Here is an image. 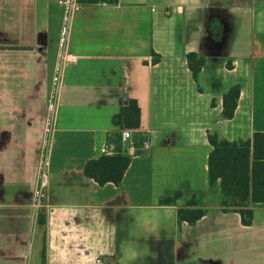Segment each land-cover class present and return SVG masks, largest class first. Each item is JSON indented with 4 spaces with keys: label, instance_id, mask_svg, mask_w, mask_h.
<instances>
[{
    "label": "crops",
    "instance_id": "crops-1",
    "mask_svg": "<svg viewBox=\"0 0 264 264\" xmlns=\"http://www.w3.org/2000/svg\"><path fill=\"white\" fill-rule=\"evenodd\" d=\"M79 2L68 44L77 60L65 69L37 206L62 9L0 0V264H264V202L251 205L250 223L224 211L208 168L210 132L240 141L264 131V0ZM189 51L206 59L197 78ZM128 97L141 107L138 128L122 124ZM128 128L141 139L134 150ZM108 143L132 160L119 184L101 185L84 164ZM177 190L175 203L160 202ZM192 198L207 209L193 224L178 217Z\"/></svg>",
    "mask_w": 264,
    "mask_h": 264
},
{
    "label": "trees",
    "instance_id": "trees-1",
    "mask_svg": "<svg viewBox=\"0 0 264 264\" xmlns=\"http://www.w3.org/2000/svg\"><path fill=\"white\" fill-rule=\"evenodd\" d=\"M188 64L197 78L205 64V57L195 51L187 53ZM231 66V65H230ZM240 84L231 85L223 94L222 116L231 118L235 114L240 96ZM122 124L125 127L138 128L141 125V107L136 98L122 99ZM212 150L209 154L208 168L211 183L219 181L222 191L224 211L235 210L241 214L244 223L253 219L252 204L264 202V131H256L252 138L234 141L224 138L216 132L209 133ZM141 139L137 145H140ZM135 152H139L136 150ZM132 160V153L121 149L111 154H100L86 160L85 173L99 184L112 181L119 184ZM181 196L177 190L163 197L161 203H175ZM207 209L198 206L192 198L187 206L178 209L180 221L191 224L198 221Z\"/></svg>",
    "mask_w": 264,
    "mask_h": 264
},
{
    "label": "built area",
    "instance_id": "built-area-1",
    "mask_svg": "<svg viewBox=\"0 0 264 264\" xmlns=\"http://www.w3.org/2000/svg\"><path fill=\"white\" fill-rule=\"evenodd\" d=\"M62 9V21L58 37V49L53 65L51 76V84L47 102V113L42 134V151L38 167V185L34 191V202L37 206L44 203L46 197V186L50 173V158L52 153L54 133L58 118L59 105L61 101L62 86L64 82V74L66 66L77 60V55L69 50V34L70 22L73 14L80 8L79 0H58ZM123 138L131 141V150H134L132 129L123 130ZM144 146H149V141H144ZM118 149L114 143H108L100 147L102 154H111L117 152ZM100 260V259H98Z\"/></svg>",
    "mask_w": 264,
    "mask_h": 264
}]
</instances>
